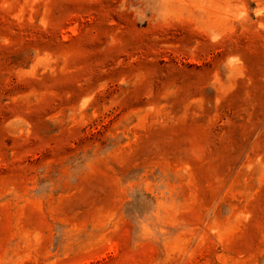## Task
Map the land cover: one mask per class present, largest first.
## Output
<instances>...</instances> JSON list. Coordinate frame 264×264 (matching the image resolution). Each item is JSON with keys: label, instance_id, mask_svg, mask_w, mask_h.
Here are the masks:
<instances>
[{"label": "rangeland", "instance_id": "rangeland-1", "mask_svg": "<svg viewBox=\"0 0 264 264\" xmlns=\"http://www.w3.org/2000/svg\"><path fill=\"white\" fill-rule=\"evenodd\" d=\"M0 264H264V0H0Z\"/></svg>", "mask_w": 264, "mask_h": 264}]
</instances>
